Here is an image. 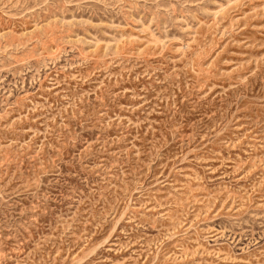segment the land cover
<instances>
[{
    "label": "rangeland",
    "instance_id": "1",
    "mask_svg": "<svg viewBox=\"0 0 264 264\" xmlns=\"http://www.w3.org/2000/svg\"><path fill=\"white\" fill-rule=\"evenodd\" d=\"M0 264H264V0H0Z\"/></svg>",
    "mask_w": 264,
    "mask_h": 264
}]
</instances>
